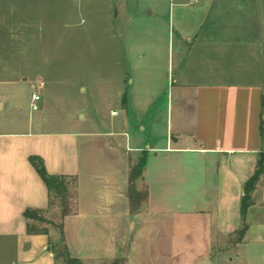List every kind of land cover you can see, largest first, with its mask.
<instances>
[{
  "label": "crops",
  "instance_id": "obj_1",
  "mask_svg": "<svg viewBox=\"0 0 264 264\" xmlns=\"http://www.w3.org/2000/svg\"><path fill=\"white\" fill-rule=\"evenodd\" d=\"M210 3L119 0L103 54L119 109L99 120L76 113L62 130L40 111L45 79L63 75V0H40L32 15L26 1L0 0V264H58L61 233L28 231L25 211L50 199L32 156L50 175L77 178L63 231L83 264H264V168L239 233L245 185L264 165V88L249 80L264 77L254 52L264 38L248 23L224 34ZM132 185L148 192L136 213Z\"/></svg>",
  "mask_w": 264,
  "mask_h": 264
},
{
  "label": "rangeland",
  "instance_id": "obj_2",
  "mask_svg": "<svg viewBox=\"0 0 264 264\" xmlns=\"http://www.w3.org/2000/svg\"><path fill=\"white\" fill-rule=\"evenodd\" d=\"M23 1H26L30 14L40 5V0ZM118 3L119 0H63V75L56 79H45L47 80L45 85L48 91L49 105L47 109L40 111L41 114L45 113L48 126L67 130L71 128L70 120L76 113H87L88 117L99 120L109 113L111 108L119 109L118 101L113 95L118 79L107 76L110 64L103 57L104 52L110 47V43L106 40L109 34H106L104 29L112 21L110 9L112 8L113 11ZM210 5L212 8L221 9L224 12V14L216 13L212 17L216 22L227 23L226 26L223 25V28H226L223 29L224 34L230 32V23L235 26L238 23H248L254 25L253 33L256 37L264 38V0H211ZM1 38H6V31L2 32ZM71 43L74 45L73 47ZM254 48L255 73L259 75L261 74L260 69L264 65V44L256 45ZM31 49L33 52L34 47L32 46ZM60 55V52L57 53L58 59H60ZM57 62V65H60L59 61ZM126 80L124 78V86H126ZM249 80L255 81L264 88V77L256 76ZM37 86V83L26 84L25 93L27 90L32 91ZM82 86L84 92L80 91ZM79 106L82 107L76 110ZM92 127L95 125L93 124ZM51 219L60 222L59 216H52ZM37 226L40 228L55 227L52 224L44 223H37ZM235 238L236 236H234ZM63 246L60 244L58 248L64 250ZM58 264H64L62 257L58 259Z\"/></svg>",
  "mask_w": 264,
  "mask_h": 264
},
{
  "label": "trees",
  "instance_id": "obj_3",
  "mask_svg": "<svg viewBox=\"0 0 264 264\" xmlns=\"http://www.w3.org/2000/svg\"><path fill=\"white\" fill-rule=\"evenodd\" d=\"M31 161L35 166L36 170L45 181L49 189V208L47 210L42 209H33L28 208L25 211V216L28 219V231L30 233H47L48 228H40L37 226V223L52 224L56 229L61 233L62 239L60 243L53 245V250L56 252L57 260L62 257L64 259V264H83V262L76 257H73L69 248L66 244L63 231V219L65 216L75 213L77 210V178L68 175H59L54 176L50 175L46 170L44 161L38 156H32ZM145 161L142 158L137 165L132 168L131 180L134 181L135 178L142 175ZM263 160H260L258 168L254 175L245 185V194L242 202V216H243V225L239 230L240 234H244L248 228L246 222V215L249 207L251 206L252 201V191L256 185V182L259 180L263 172ZM148 197V192L146 190L136 191L132 185L130 189V199H131V210L132 213L138 212L140 209L141 203L143 200H146ZM58 209L60 214V222H56L48 218L47 212L49 210ZM63 244V249H59L58 245ZM125 258H116L111 261V264H125Z\"/></svg>",
  "mask_w": 264,
  "mask_h": 264
},
{
  "label": "built area",
  "instance_id": "obj_4",
  "mask_svg": "<svg viewBox=\"0 0 264 264\" xmlns=\"http://www.w3.org/2000/svg\"><path fill=\"white\" fill-rule=\"evenodd\" d=\"M39 100H40V94L38 92H34V94L32 96V107H33V109L39 108V105H38ZM113 114H116V112H114Z\"/></svg>",
  "mask_w": 264,
  "mask_h": 264
}]
</instances>
